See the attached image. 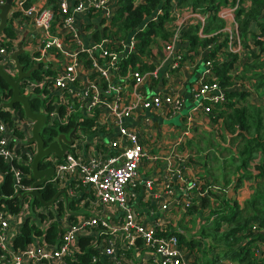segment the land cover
Returning <instances> with one entry per match:
<instances>
[{
    "label": "trees",
    "instance_id": "1",
    "mask_svg": "<svg viewBox=\"0 0 264 264\" xmlns=\"http://www.w3.org/2000/svg\"><path fill=\"white\" fill-rule=\"evenodd\" d=\"M33 1L24 0L23 5L27 6ZM41 4L43 7L48 6L57 22L55 0H42ZM221 7H233V19L241 44L240 55L226 47L227 37L223 32L225 20L217 14ZM190 12L203 16L204 23L200 31L196 20L180 29L178 51L181 64L195 68L199 62L210 61L209 76L215 77L223 90L224 99L213 103L206 98L202 99L204 104H210V110L200 113L206 123L218 129V138L213 140L214 136L210 132L213 129L208 127V144L201 143L200 139L182 142L181 149L190 148V152L184 158L181 171L197 184L186 190L189 202L176 223L169 217L161 232L177 236L179 245L186 249L190 257V264H228V260L233 264H264V0H238L237 4L235 0H115L110 17L102 19L100 10L89 9L79 26L95 42L109 39L102 45L118 53L116 72L127 77L132 71L142 73L154 67L153 58L157 55L155 43L158 41L160 45L168 41L177 18ZM13 14L20 15V12L15 10ZM9 20L3 29L9 39L1 43L6 50L12 49L16 35ZM24 38L26 42H34V38ZM130 38L134 42L132 48L126 50L118 41L126 42ZM50 53L54 57L58 55L53 50ZM37 55L35 50H24L17 54L24 70L38 62L28 76L20 78L21 84L54 74V68L50 67L52 62L34 59L33 56ZM78 55L84 67H87L90 59L83 52H78ZM236 61L237 72L233 73L232 66ZM90 77L97 79L95 73H90ZM210 78L206 76L205 80L211 81ZM46 90V84L40 87L34 85L29 90L30 109L43 113L47 118L46 112L54 107L63 119L61 122L53 119L51 125L41 127L40 135L44 143L55 139L59 132L68 133L73 127L87 134L93 131L92 127L101 131L103 124L96 121L99 111L96 106L91 108L90 113L83 112L79 102L68 96H63V101L53 105L52 101L59 99L54 93L47 94ZM252 91L255 92L254 96ZM43 93H46L45 97L41 95ZM9 97L10 87L0 77V103ZM12 109L23 117L19 102H14ZM12 109L0 106V119L8 122ZM222 140H226V143ZM211 144L216 156L217 152L225 151L220 159L217 158L221 160L218 162L221 179L214 182L207 179L205 173L198 171L200 169H196L202 166L205 172H210L206 166V151ZM26 146L33 148L30 142ZM21 154L19 159L26 157ZM19 159L7 160L0 156V210L11 215L23 211L24 215L11 239V248L15 250L33 241L34 235H39L42 241H58L60 229L56 218L66 214L67 219L72 220L86 213V208L94 198L92 191L82 184L75 185L73 181L63 187L51 180L39 183L37 190L42 200L50 199L61 187L65 191V194H57L48 204L42 203L36 196L23 193L22 189L18 191L13 185L9 168L11 163L22 172L21 182L27 185L31 182L29 176H26L31 173L29 164ZM142 161L144 163L145 159ZM40 164L43 166L45 162L40 161ZM188 166L195 171L190 172ZM224 166L228 169H224ZM137 170L138 175L151 174L140 168ZM213 179L216 177L213 176ZM243 187L245 193L242 195L239 190ZM133 188L142 191L138 182H135ZM137 204L140 207L148 204L154 206V202L144 199L141 193ZM39 207H44V210ZM31 213L37 216L39 224L31 219ZM46 217L52 220L42 226L41 221ZM89 238V235L77 237L78 252L66 255L65 264L89 263L93 253H97L89 244Z\"/></svg>",
    "mask_w": 264,
    "mask_h": 264
},
{
    "label": "built area",
    "instance_id": "2",
    "mask_svg": "<svg viewBox=\"0 0 264 264\" xmlns=\"http://www.w3.org/2000/svg\"><path fill=\"white\" fill-rule=\"evenodd\" d=\"M23 1L13 0L8 10L7 19H10V26L16 35L13 39L14 46L10 50L2 47L1 43L6 40L0 38V65L11 77L15 76L16 68L9 55L15 49V43L26 26L31 25L37 37V40H34V50L38 55L33 56L34 59L48 63L54 57L50 50L58 55L55 57V63L51 61L50 67L54 68V74L43 75L37 80L22 84L18 82L19 93L27 94L34 85L40 87L46 84V93H54L59 99L52 101L53 105L63 101V96H68L79 102L83 112L90 113L91 108L96 106L99 110L96 121L103 126L101 131L92 127L93 131L88 134L74 129L76 136L72 142L65 143L66 150L61 156H56L51 151L40 159L45 165L38 164L39 169L52 167L51 174L44 181H55L62 187L73 181L75 185L82 184L92 191L94 198L86 208V213H81L72 220H68L66 214L56 218L60 229L58 241H42L39 235H34L33 241L15 250L11 248V239L24 218L23 211L11 215L0 210L1 264H65L66 255L78 252L76 239L79 235H89V244L97 250L88 264H190V257L186 249L179 245L177 236L173 233H163L161 228L169 218L168 214L164 213L169 207V201L173 206L176 205L177 212H182L189 202L186 190L195 187L197 182L183 175L181 165L184 156L181 153L164 157L161 176L150 173L145 176L138 175L137 169L143 159H157L158 156L149 152L144 146L145 137L141 138L125 121L130 119L137 109H147L152 113L161 112L164 117L175 114L184 106L183 96L174 90L169 82L163 89L151 94H144L140 86L145 78H156L159 67L164 63L169 71L179 69L180 29L196 20L200 31L204 17L190 12L177 18L169 40L160 45L158 41L155 43L157 55L153 58L154 67L142 73L132 71L127 77H123L116 72L118 53L107 50L102 45L109 39L104 38L99 42L92 39L86 42L79 26L83 15L89 9L100 10L106 19L110 17L115 0H55L57 22L48 7H37L33 2L24 6ZM2 2L3 0H0V3ZM237 3L238 0H235V4ZM232 8L221 7L217 14L228 20L223 27L227 37V49L240 55L241 44ZM15 10H18L20 15H14ZM3 34L2 32L0 36ZM3 36L7 37L5 34ZM68 42H73L76 46L72 48ZM118 42L129 50L134 39ZM78 52H83L90 59L87 67L80 61ZM209 67L210 61H202L200 76L189 89L190 107L193 112L204 113L210 110V104H204L203 98L212 103L224 99L223 90L218 86L215 77L209 76ZM232 67L233 73L237 72V61ZM90 73H95L97 79L90 77ZM206 76L211 77V81L205 80ZM126 78L130 79L128 86L123 84ZM124 87L126 97L121 94ZM46 93L41 95L45 97ZM46 113L47 118L44 116L43 125H51L53 119L60 122L63 119L54 107ZM31 125L32 120L24 115L20 117L14 110L10 113L8 122L0 119L2 158L17 160L22 153L21 156L25 154L26 157L19 160L26 162L30 167L35 152V144L29 140ZM186 132L184 129L183 133ZM59 133L67 136V133ZM27 142H30L33 148L27 147ZM60 142L63 141L60 139ZM9 168L13 185L18 191L22 189L23 193L27 192L33 180L31 173L26 174L31 179L27 185L21 182L23 174L16 166L11 163ZM159 178L160 181H157ZM135 182L141 184V192L133 188ZM39 185H36L37 189ZM62 187L59 189L61 191H58L65 194ZM140 193L150 203L154 202V206L148 204L140 207L137 204ZM49 220L52 218H44L41 225H46ZM37 223H40L39 219Z\"/></svg>",
    "mask_w": 264,
    "mask_h": 264
},
{
    "label": "crops",
    "instance_id": "3",
    "mask_svg": "<svg viewBox=\"0 0 264 264\" xmlns=\"http://www.w3.org/2000/svg\"><path fill=\"white\" fill-rule=\"evenodd\" d=\"M41 2L42 0L33 1V3H35L37 7L40 6L43 7V4H41ZM45 6L48 7L47 5ZM99 15L102 19L104 18L102 14ZM26 28L28 29V34L25 37L27 39L34 38V40L36 41L37 37H35L36 34L35 33L36 31H34L35 29H33L31 25H27ZM87 33L88 32H83V35L86 37V42H90L92 41V39L87 35ZM23 45L24 48H26L28 51H33L35 49L34 42L33 43L26 42L25 38L22 46ZM68 45L72 48L76 46L75 43L73 42H68ZM52 59L53 60L50 61L54 62L55 60H57L55 57H53ZM196 67L197 66H195V68L192 67L189 68L187 65L181 64L179 69L169 71L167 70L166 64L164 63L159 67L158 76L156 78L150 77V78H145L143 80L140 86V90L144 94L155 93L158 90L163 89L166 83L169 82L172 88L183 96L184 101L186 99L190 101L191 96L189 93V89L191 85H193L196 82V80L200 76V71H201V70H196ZM167 74L169 75L166 76ZM192 75H194L193 79L191 78ZM129 82L130 79L126 78L123 84L125 86H128ZM123 89H121L122 92L121 94L126 93V87H124ZM126 96L127 95H125V97ZM165 116L166 115H164V117ZM161 117H163L161 112L152 113L147 109H137L134 115L130 119L125 121L128 127L136 130V132L141 136V138L145 137L144 146L149 149V152L153 153L154 155L156 154V156H158L157 159L148 158L144 163L142 161V163H140L139 165L140 170L150 171L151 174L155 176L158 175L161 176L162 174V165H163L164 157L171 156L175 153L177 154L181 153L185 158L187 156V152H190V149H186V148L181 149V144L184 141V139L182 138L183 135H185L187 138L191 137L192 135V137L195 138V136L198 135L199 132H201V129H206L204 125V122L206 123V121H204L203 115L200 112H193L191 107H189L187 113L181 117V119L182 118L184 119L183 128L179 129L178 127H175L173 125L169 127H163L165 131L168 134H170L169 136L166 135L160 128L159 119ZM184 129L187 130L186 133H183ZM177 131L178 134L175 135ZM188 170L190 172L195 171L191 166H188ZM140 175L142 176L148 174L143 173ZM157 181H160V178ZM168 205L169 207L164 213L168 214V216L174 220V216H176L175 214L177 212L176 205L173 206L170 201Z\"/></svg>",
    "mask_w": 264,
    "mask_h": 264
},
{
    "label": "water",
    "instance_id": "4",
    "mask_svg": "<svg viewBox=\"0 0 264 264\" xmlns=\"http://www.w3.org/2000/svg\"><path fill=\"white\" fill-rule=\"evenodd\" d=\"M13 0H3L0 3V34L3 32V29L6 27L7 23V13L11 7ZM28 29H24L21 33L20 38L15 43V49H13L10 53V58L13 60L16 74L14 77H11L0 65V77L9 85L10 87V97L0 103V106H6L7 108H11L14 102H19L21 105V109L25 117L32 120L31 125V136L29 137L30 141H33L35 144V152L32 156V160L30 162L31 168V176L33 178L31 182V188L26 192L31 196H36L42 203L48 204L52 201V199L59 193L56 191L53 196L48 200H42L40 193L38 192L36 185L43 182L52 171V167H45L43 169L38 168V163L40 159L46 156L49 152H53L56 156H61L66 150V144L72 142L73 138L76 136L74 134V127L68 132L67 136L65 137L62 133H59L55 140L50 141L47 145L44 146L43 139L40 135V129L43 126L44 122V115L41 112L32 111L29 106L28 97L29 93L27 94H20L18 82L21 77L28 76L30 71L37 67L38 62L36 61L32 67L27 69H23L22 64L19 63L17 59V54L24 51L22 46V41ZM61 141L63 142H60ZM66 143V144H65Z\"/></svg>",
    "mask_w": 264,
    "mask_h": 264
},
{
    "label": "rangeland",
    "instance_id": "5",
    "mask_svg": "<svg viewBox=\"0 0 264 264\" xmlns=\"http://www.w3.org/2000/svg\"><path fill=\"white\" fill-rule=\"evenodd\" d=\"M262 15L264 16V12H262ZM178 18H180V17H178ZM264 18V17H263ZM225 20V23H226V21H228V20H226V19H224ZM229 24L227 23L226 24V26H228ZM4 35V34H3ZM3 35H1L0 36V38L1 39H3V40H7V37H5V36H3ZM29 35H30V33H29ZM202 69V62H199L198 63V65H197V67H196V70H201ZM191 78L193 79L194 78V75H192L191 76ZM254 94H255V92L254 91H252V95L254 96ZM7 100V99H6ZM6 100H4V101H6ZM263 102H264V100H263ZM258 103L260 104V102L258 101ZM191 106V103H190V101L188 100V99H186L185 100V104H184V106L183 107H181V109L178 111V112H176L175 114H173V115H171V116H165V117H161L160 119H159V125H160V128H161V130L166 134V135H170V134H168L166 131H165V129L163 128V127H169V126H175V127H178L179 129H181V128H183V126H184V119L182 118L181 119V117L183 116V115H185L186 113H187V111H188V109H189V107ZM202 119V118H201ZM209 121V120H208ZM203 122V121H202ZM201 124H203V123H201ZM204 125H205V128L206 129H201V132H199V134L198 135H196L195 136V138L194 137H192V135H191V137H186L185 135H183V139H184V141L185 142H188V140H194V139H197V140H201L200 142L202 143H206L207 142V140L209 139L210 140V138H209V134L207 135V133L206 132H208V127H211L212 129H213V131H210L211 132V135H213L214 137H213V140L215 141V139L216 138H218V136L216 135L217 134V131H218V129L217 128H215V126H213V125H210L208 122L207 123H205L204 122ZM204 127V126H203ZM178 134V131L176 132V134L175 135H177ZM212 140V141H213ZM224 143H226V140H222ZM209 143V141L206 143V144H208ZM205 144V147L207 146ZM204 146V145H203ZM202 146V147H203ZM190 149V148H189ZM209 150L208 151H206V153H207V167H208V169L210 170V172H205V168H203L202 166H200V167H196V169H200V170H198V171H202L203 172V174L205 173L206 175H207V179H209V180H211V181H215V180H220L221 178H220V168H219V161H221V160H217V158H221L223 155H224V153H225V151H224V153H220V152H217V156H216V153L214 152V150H213V146H212V144L209 146V148H208ZM39 164V163H38ZM199 165V164H198ZM224 169H228L227 167H223ZM207 171V170H206ZM213 176H215L216 177V179H213ZM246 184H247V182H246ZM227 189V188H226ZM59 191H61V190H59ZM63 191V190H62ZM240 194H244L245 193V191H244V187L243 188H241L240 190ZM40 208V210H44L43 208L44 207H39ZM180 214H181V211H178V212H176V216H174V222L176 223V221H177V219L179 218V216H180ZM30 216H31V219H34L35 221H38V218H37V216L36 215H34L33 213H31L30 214ZM78 216V215H77ZM223 260V259H222ZM230 262H232L231 260H228L227 261V263L229 264ZM223 264V263H222ZM231 264H233V263H231Z\"/></svg>",
    "mask_w": 264,
    "mask_h": 264
},
{
    "label": "flooded vegetation",
    "instance_id": "6",
    "mask_svg": "<svg viewBox=\"0 0 264 264\" xmlns=\"http://www.w3.org/2000/svg\"><path fill=\"white\" fill-rule=\"evenodd\" d=\"M24 50H25V49H24ZM67 134H68V133H67ZM52 140H53V139H52ZM50 141H51V139H50ZM50 141H47L45 145H47ZM43 143H44V141H43Z\"/></svg>",
    "mask_w": 264,
    "mask_h": 264
}]
</instances>
